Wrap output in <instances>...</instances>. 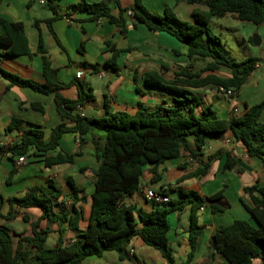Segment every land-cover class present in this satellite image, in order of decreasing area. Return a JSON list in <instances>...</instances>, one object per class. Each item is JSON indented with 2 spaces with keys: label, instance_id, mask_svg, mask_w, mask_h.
<instances>
[{
  "label": "trees",
  "instance_id": "obj_1",
  "mask_svg": "<svg viewBox=\"0 0 264 264\" xmlns=\"http://www.w3.org/2000/svg\"><path fill=\"white\" fill-rule=\"evenodd\" d=\"M185 1L189 4H202L207 10H195L194 22H188L180 19L170 9H165L163 13L152 12L143 4V0H134L133 6H123L121 0H80L77 4L80 10L89 14L88 20H108L123 35L127 34L131 19L132 27L144 24L155 33L165 31L174 35L186 45L190 60L209 59L205 68L199 72L192 70L191 63L180 66L178 71H174L172 79L164 76V69L146 71L142 77L145 87L166 93L170 100H164L153 107L139 102L135 113L119 111L103 118L73 113L78 106L95 100L93 89H85L81 82L75 81L79 91L77 99L65 98L60 93L66 85L58 80V70L50 61L42 36L36 53L43 59L44 82L24 78L3 66L2 63L7 58L31 56L33 52L23 22L11 21L0 13V76L9 82V87L31 88L44 94L54 93L57 112L61 118V122L51 129L48 137L41 126L32 123L24 126L23 120L13 118L6 131H17L19 142L9 146L0 145V166L5 157L15 162V158L19 156H40L47 167L73 163L80 152L68 153L60 148L65 134H76L83 143L90 131L101 130L105 133L102 144L94 139L95 154L101 162L94 171L95 189L86 230L79 233L74 241L64 244L62 234L65 226L79 231L82 210L76 204L87 200V196L84 189L69 177L72 207L68 209L59 202L63 197V190L51 179L47 185L34 186L21 197L6 199L11 209L8 214L2 215L0 212V215L6 220H12L22 214L24 221L30 223L32 234L12 232L8 226L0 225V264H82L86 257L101 256L105 251H116L121 259H126L127 245L136 236L158 250L167 264H191L203 230L198 210L210 203L214 213L223 211L224 207L216 203L217 199L223 198L222 192L205 197L196 190L180 189L179 198H171L165 203H153L154 209L147 216L139 215L143 222L139 228L135 205L126 199L139 191L145 167L162 165L179 157L183 151L197 156L210 136L221 135L228 130L235 140L243 143L249 156L259 157L264 163V122L260 120L264 100L226 120L218 116L212 103L199 111V107L203 105V97L194 91H220L223 88L237 94L247 83L261 59L254 56L240 61L232 58L225 52L221 38L212 34L210 23L214 17L231 14L237 20L261 24L264 22V0ZM57 2L58 0H46L45 6L54 15L44 21L55 37L53 22L60 16ZM113 8L117 9L116 14L113 13ZM130 9L133 11L132 15H128ZM39 23L40 21L35 22L37 27ZM249 40L251 42L252 38ZM82 48L83 45L81 50ZM123 51L125 50L112 49V58L106 63L107 67L116 68V61ZM175 53L180 54L179 51ZM222 67L230 69V77L216 74ZM92 68L95 72L99 71L97 66ZM201 72L208 73L202 75ZM135 80H138L137 76ZM31 107L44 111L40 103H32ZM189 138L193 139L197 152L189 144ZM218 156L219 154L209 156L201 168L189 177L206 174L210 163ZM236 166V161L228 155L225 167L233 169ZM16 171L14 168L10 175ZM152 171V182L158 183L161 175L156 169ZM159 191L169 195L173 190L161 187ZM244 192L251 196L253 205H247L242 198L241 201L254 219V224L245 219H236L231 224L222 226L212 238L215 251L230 264H255L257 258L264 262V185L247 186ZM4 202L5 197L0 192V208ZM55 206H59V211H55ZM187 206L191 208L190 252L185 261L177 263L168 235L169 215L182 211ZM16 207L24 211L20 212ZM31 208L41 209L42 214L38 219H34L26 211ZM43 220L60 226L61 236L55 247L46 246L50 231L42 226Z\"/></svg>",
  "mask_w": 264,
  "mask_h": 264
},
{
  "label": "crops",
  "instance_id": "obj_2",
  "mask_svg": "<svg viewBox=\"0 0 264 264\" xmlns=\"http://www.w3.org/2000/svg\"><path fill=\"white\" fill-rule=\"evenodd\" d=\"M79 2L80 0H58L60 16L53 22L55 37L44 22L54 14L39 0H0V13L5 18L23 22L33 52L31 56L7 58L3 61V66L24 78L44 82L43 59L36 53L42 36L50 61L58 70V80L66 85L60 93L65 98L77 99L79 91L75 81L81 82L85 89H93L95 100L78 106L73 111L74 114L103 118L119 111L135 113L139 102L153 107L163 103L164 100L169 101L170 97L166 93L145 87L142 77L146 71L164 69V76L170 79L177 65H187L190 62L186 45L174 35L165 31L155 33L144 24L132 27L131 19L128 32L123 35L108 20L99 22L88 20L89 14L77 7ZM154 2L155 0L146 2L151 11L156 13L165 11L166 3H162L161 0H157L156 4ZM121 3L123 6H133L134 0H121ZM175 3L176 6L178 5L177 11L182 20L188 22H194L195 10H207L206 6L199 3L189 4L185 0H175ZM117 12V9L113 8V13ZM36 21H40L39 27L35 24ZM258 26L260 44L255 45L250 42L249 39L252 37H249L248 42L256 48L250 55L260 57L261 61L247 83L234 96H228L225 91L220 90L224 93L225 99L217 94L219 93L217 89L211 91L196 89V92L203 97V105L199 107V111L212 103L218 116L228 120L233 114L240 113L239 110L243 105L245 108L252 107L264 100V22ZM82 45L83 48L80 50ZM115 48L125 51L119 55L116 68L107 67L106 63L111 60L112 49ZM175 51H179L180 54H176ZM206 61L208 63L209 59ZM92 66H97L99 71L95 72ZM79 69L84 70V75L77 79L76 73ZM225 70L228 73L227 77H230V69ZM101 71H105L104 76L99 75ZM135 76L138 80H135ZM8 84L9 82L0 76V145L9 146L19 142L17 131H6L13 118L23 120L24 126H27V123L41 126L45 136L48 137L51 129L61 122L54 93L44 94L31 88L9 87ZM206 93H211L215 102L210 101ZM32 103H40L44 111L31 107ZM260 120L264 122V110ZM86 137L87 140L83 143L76 134L68 133L62 137L60 148L63 151L80 152L73 163L47 167L41 161L42 157L27 156L24 163L17 165V158L13 162L5 157L0 166V171L3 170L2 173L0 172V188L4 189L2 194L5 197V202L0 208L1 214L6 215L11 209L7 198L21 197L34 186L47 185L51 179L63 190V197L59 202L71 209L72 199L69 197L71 188L68 178L72 177L76 185L84 189V194L87 196V200L76 204L77 208L82 210L79 231L65 226L62 234L64 244L74 241L79 233L86 230L89 223L92 194L95 189L94 171L101 162L95 154L94 139L102 144L105 133L101 130H93ZM227 138L231 139L230 144L225 142ZM188 142L197 152L193 139L189 138ZM215 154L219 156L210 163L206 174L189 177L191 173L201 168L209 156ZM196 155L192 156L189 151H183L179 157L172 158L162 165L146 166L139 191L126 200L135 205V215L139 219V215L147 216L154 209L153 202L146 199V193L150 190H159L161 187L172 189L169 194L171 198H179L180 189L196 190L205 197L222 192L221 199L228 203L227 206H223V211L214 213L210 203L198 210L199 223L203 225V230L191 264H230L215 251L212 238L222 226L229 225L236 219H245L254 224L255 221L241 198L247 205H253L251 196L244 192V188L254 184L264 185V163L259 157L249 156L246 147L242 142L235 140L230 130L221 135L210 136L206 146ZM228 155L237 163L233 169L225 167ZM14 168L17 171L10 175ZM152 169H156L161 175L158 183L152 182L154 178ZM229 190H233L235 203L228 198ZM255 195L259 196L258 193ZM59 209V206H55V211ZM16 210L24 211L19 207H16ZM26 211L31 213L34 219H38L42 214L39 208ZM190 213L191 208L187 206L184 210L169 215L168 235L177 263L185 261L190 252ZM0 225L8 226L12 232L32 234L30 223L24 221L22 214L12 220H6L0 215ZM142 225L143 222L139 219L138 227L141 228ZM42 226L50 231L46 246L55 247L61 236L60 226L46 220L42 221ZM15 242L17 243L16 237ZM127 251L126 259H121L116 251H105L101 256L86 257L82 264H167L162 254L148 246L140 236L130 241ZM254 263L264 264L260 258L255 259Z\"/></svg>",
  "mask_w": 264,
  "mask_h": 264
},
{
  "label": "rangeland",
  "instance_id": "obj_3",
  "mask_svg": "<svg viewBox=\"0 0 264 264\" xmlns=\"http://www.w3.org/2000/svg\"><path fill=\"white\" fill-rule=\"evenodd\" d=\"M150 0H143V4L147 7L148 10H152L146 2H149ZM162 3H166L167 5L165 6V9H170L171 11L175 12V14L182 19V17L179 15L177 11V7L175 0H161ZM155 4L157 3V0L154 2ZM153 12V11H152ZM163 13V12H162ZM210 29L212 34L217 35L221 38L222 40V46L227 52L228 55H230L232 58L236 60H243L247 59L251 56L250 55L254 49H256L252 44H249L248 39L249 37H253L254 35L259 36V26L257 24H254L252 22L248 21H240L235 18H233L230 15H227L225 17H214L210 23ZM81 50V49H80ZM258 57V56H254ZM260 58V57H259ZM261 59V58H260ZM193 66L192 70L195 72L202 71L205 66L207 65V61H196V60H190V62L187 65ZM180 66L183 65H177L174 71H178ZM225 67H222V69L218 70L216 72L217 75L222 76V77H227V70H225ZM202 73V72H201ZM208 72H203L202 75H206ZM173 78L174 73H172ZM251 89H256V88H251ZM196 92V90H194ZM221 98L225 99L224 93L222 91H218ZM199 94L198 92H196ZM247 94V93H246ZM207 96L210 97V101H213V96L211 93H206ZM202 96V95H201ZM3 170L0 172L2 173ZM4 189L0 188V192L2 193ZM228 198L235 203V197L233 194V190L228 191Z\"/></svg>",
  "mask_w": 264,
  "mask_h": 264
},
{
  "label": "built area",
  "instance_id": "obj_4",
  "mask_svg": "<svg viewBox=\"0 0 264 264\" xmlns=\"http://www.w3.org/2000/svg\"><path fill=\"white\" fill-rule=\"evenodd\" d=\"M41 4L45 5L46 4V0H39ZM133 11L132 9H130L128 11V15H132ZM84 75V70L83 69H79L76 73V78L80 79L82 78ZM100 76H104L105 75V71H101L99 73ZM220 90L225 91L227 93L228 96H234L235 93L232 90H224L223 88H221ZM238 111V110H237ZM225 142L227 144L231 143V139L227 138L225 140ZM26 161V156H19L17 158V165H21L22 163H24ZM146 199L153 202V203H165V202H169L171 197L165 193L160 192L159 190H150L146 193ZM134 250L131 251V253H133Z\"/></svg>",
  "mask_w": 264,
  "mask_h": 264
},
{
  "label": "water",
  "instance_id": "obj_5",
  "mask_svg": "<svg viewBox=\"0 0 264 264\" xmlns=\"http://www.w3.org/2000/svg\"><path fill=\"white\" fill-rule=\"evenodd\" d=\"M261 42L260 38L258 35H254L252 37V43L255 44V45H259ZM209 91H211V89H208ZM213 102H215V99H213ZM243 108H245V105H243V107L240 108V112L243 111ZM216 203L219 204L220 206H227V202L226 201H223L222 199H217L216 200ZM213 246L215 247V243H214V240H213Z\"/></svg>",
  "mask_w": 264,
  "mask_h": 264
}]
</instances>
